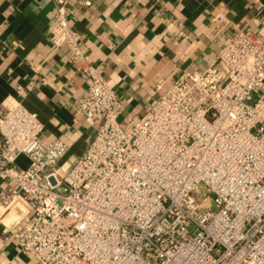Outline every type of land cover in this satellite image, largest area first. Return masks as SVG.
<instances>
[{
    "label": "built area",
    "instance_id": "2783aa9c",
    "mask_svg": "<svg viewBox=\"0 0 264 264\" xmlns=\"http://www.w3.org/2000/svg\"><path fill=\"white\" fill-rule=\"evenodd\" d=\"M53 2L50 46L82 60L70 0ZM82 70L76 111L97 125L66 170L67 145L41 139L36 113L14 103L0 114V212L30 264H264V22L236 29L130 125L102 74Z\"/></svg>",
    "mask_w": 264,
    "mask_h": 264
},
{
    "label": "crops",
    "instance_id": "0c3cea01",
    "mask_svg": "<svg viewBox=\"0 0 264 264\" xmlns=\"http://www.w3.org/2000/svg\"><path fill=\"white\" fill-rule=\"evenodd\" d=\"M263 4L70 0L69 24L80 35L82 51V60L72 62L65 45L52 50L48 40L53 0H0V114L14 103L36 113L43 125L41 139L58 138L67 145L58 161L59 169L66 170L85 152L97 125L76 111L88 85L83 68L102 74L120 101L119 121L130 125L181 73L203 72L236 29H258ZM216 14L227 20L222 32L214 27ZM17 163L25 167L28 161L21 156ZM7 219L0 212V264H30L32 257L10 236L17 227L6 225Z\"/></svg>",
    "mask_w": 264,
    "mask_h": 264
},
{
    "label": "rangeland",
    "instance_id": "374dc122",
    "mask_svg": "<svg viewBox=\"0 0 264 264\" xmlns=\"http://www.w3.org/2000/svg\"><path fill=\"white\" fill-rule=\"evenodd\" d=\"M208 209H210V210H214L215 209V206H214L212 201L208 204Z\"/></svg>",
    "mask_w": 264,
    "mask_h": 264
}]
</instances>
